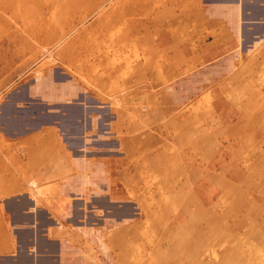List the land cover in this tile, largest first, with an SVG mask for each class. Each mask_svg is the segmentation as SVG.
Masks as SVG:
<instances>
[{"label": "rangeland", "instance_id": "374dc122", "mask_svg": "<svg viewBox=\"0 0 264 264\" xmlns=\"http://www.w3.org/2000/svg\"><path fill=\"white\" fill-rule=\"evenodd\" d=\"M124 5L0 0V122L25 117L32 128L58 119L46 112L60 107L67 117L76 106L105 107L115 124L108 138L152 132L163 143V162L131 181L142 224L70 227L81 256L72 264H264V37L254 51L210 58L171 50L170 35L147 34L161 4L143 5L152 25L142 34ZM157 58L169 64L150 66ZM89 116L87 142L107 138Z\"/></svg>", "mask_w": 264, "mask_h": 264}, {"label": "crops", "instance_id": "0c3cea01", "mask_svg": "<svg viewBox=\"0 0 264 264\" xmlns=\"http://www.w3.org/2000/svg\"><path fill=\"white\" fill-rule=\"evenodd\" d=\"M123 1L133 19L132 33L139 34L152 25L143 22L152 16L139 15L143 5L161 4L153 17L156 30L147 34L160 35L162 42L170 35L171 50L203 51L210 58L214 52L254 51L264 37V0ZM162 42L153 49L163 50ZM258 45L257 50L264 49ZM162 60L143 65L169 64ZM59 93H66L61 79ZM76 107L74 116H66V107L46 112L58 114V119L32 128L25 117L0 122V264H72L80 255L72 252L70 227H116L125 219L142 224L139 216H132L134 209L142 215L143 203L132 191L137 182L131 181L142 179V168L163 162L162 140L152 132L108 138L115 134L112 109ZM92 114L107 138L95 135L87 142ZM39 190L48 195L40 196ZM118 209L123 212L115 214Z\"/></svg>", "mask_w": 264, "mask_h": 264}, {"label": "bare ground", "instance_id": "6f19581e", "mask_svg": "<svg viewBox=\"0 0 264 264\" xmlns=\"http://www.w3.org/2000/svg\"><path fill=\"white\" fill-rule=\"evenodd\" d=\"M72 32H73V31H72ZM64 39H65V38H64ZM61 41H62V40H61ZM61 41H60V42H61ZM60 42H59V43H60ZM47 48H48V47H47Z\"/></svg>", "mask_w": 264, "mask_h": 264}]
</instances>
